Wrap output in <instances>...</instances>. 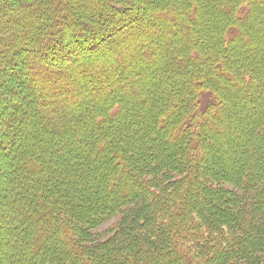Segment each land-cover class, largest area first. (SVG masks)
<instances>
[{
    "label": "trees",
    "instance_id": "obj_1",
    "mask_svg": "<svg viewBox=\"0 0 264 264\" xmlns=\"http://www.w3.org/2000/svg\"><path fill=\"white\" fill-rule=\"evenodd\" d=\"M61 1L0 4V103L4 92L19 98L12 80L23 96L0 114L13 171L0 188V224L11 232L9 210L16 224L13 238L0 236V264H264V253L242 255L261 232L244 223L264 211V0L151 1L186 27L180 39L157 31L169 54L160 67L144 27L114 40L135 21L118 0H89L85 16L75 9L84 1L73 10ZM195 2L204 15L193 21ZM33 12L42 21L22 25ZM99 18L108 27L95 29ZM75 27L113 46L80 62L67 33ZM233 128V155L214 157L213 140ZM223 180L235 189L212 184ZM252 191L254 203L232 211ZM136 201L112 237L85 245L86 226Z\"/></svg>",
    "mask_w": 264,
    "mask_h": 264
},
{
    "label": "rangeland",
    "instance_id": "obj_2",
    "mask_svg": "<svg viewBox=\"0 0 264 264\" xmlns=\"http://www.w3.org/2000/svg\"><path fill=\"white\" fill-rule=\"evenodd\" d=\"M5 1L6 0H0V4L1 3H4ZM9 1L10 0H8V3H9ZM16 1H18V0H16ZM82 1H84L83 4L77 3L76 6H78V5H81V6L79 8H75V9H77V11H78L77 13L81 14L82 16H85V12H87V11L84 8L86 7L87 9H93L95 2L94 3L93 2L92 3L91 2L89 3V0H82ZM118 1H119L120 4H113V5L115 7L121 9L120 12H121L122 15L123 14H127V16H129V17H134L135 18V21L129 23V25H126V26H125V24L124 25L122 24V26L120 24L118 26V28L121 27V29H119L118 32H117V35L119 34V36L116 39H114V40L115 41L116 40L119 41L118 39L123 34L125 36L127 34H132V30L131 29L136 24L140 25L139 28L144 27V29L146 30L145 31V34H144V37H146V35H147L148 38H149L148 39L149 42L151 41L150 44H151V47H152V49L154 51V54H155V56H154V58L156 59L155 61L157 62L159 60L158 61V63H159L158 66L159 67L162 66L161 65V62L162 61L160 59L161 58L167 59L169 57V54L163 53L164 48H162L163 46L161 45L162 40H160L161 38L159 37V33L157 31L160 30V28H163V30H165L167 32L168 36H170V35H172V36L178 35L177 36V39H180V33L181 34H183V32L185 33V28L186 27H185V25H182V26L181 25H178L179 24V17H178L179 14L178 13L176 14L175 12H173L172 10H170V7H168V9H169L168 11L169 12L167 11V8L157 9L158 7H153V4H152L151 1L154 2V0H129V1H126V0H118ZM15 2H13V0H11L10 4L13 3L11 5H14ZM108 2H106V3L109 4ZM155 2H156V0H155ZM62 4L64 5V8H66L67 6L68 7H72V8H69V9H72V10L74 9L73 7L75 6V5H73V1L72 0H69V2H68V0L67 1L66 0H62L61 1V5ZM83 5H85V7ZM113 5H111V3H110V6H113ZM194 9H196L195 14L194 15H191L190 14V15H191L193 21H196L199 18V15H204V14H201L202 13V10H199V9H204V8L199 7L198 6V3H196V7H194ZM111 10H109V11H111ZM34 12L32 14V16H33L32 20L33 21L26 18L25 20H23L22 25L28 26V25L34 23L33 25L35 26L36 20L34 18H37L38 16H37L36 13H35L36 14L35 15ZM109 13L112 14L113 17H116V14L114 13V11L113 12L111 11ZM151 17H153V18H151ZM108 18L109 17H107V19ZM39 19L40 20L37 21V22L42 21L41 18H39ZM149 19H152L150 25L149 24H146V20H149ZM105 20L106 19L102 20V19L99 18V19H97V22H95V25H92V26H94L95 29H98V28L100 29L101 27H100V24L99 23L100 22H101V24L107 23V21H105ZM104 21H105V23H103ZM133 23H134V25H132ZM34 26H33V29H34ZM106 26L108 27V23H107ZM178 26H179V29L177 28ZM190 26L191 25H189V28H190ZM193 26L196 27V24L193 23ZM53 28L55 30V27H53ZM181 28H182V31H181ZM45 29H47V28H45ZM70 29L69 28L67 29L68 35H69V32L72 34V35L70 34L71 36H69L70 37L69 38V42H73L74 41L75 42L74 46L76 45L78 47V49L84 50L80 54L81 56L77 57V60H79L80 62H83L86 59V56L89 53H90L89 55L93 56L94 54L100 53L102 51V49L104 50V48L109 49L108 48V45H109V47L113 46L112 42H109L108 41L109 42L108 43V42H106L105 39H102V40H98L97 41L96 39H92L88 35H81V37H77L78 36V32L77 31L78 30L76 29V27H75V29H76L75 31H71ZM142 30H143V28H142ZM151 30H152V33H151V35H149V32ZM0 31H1V34L4 35L3 36V39H2V41H4V38L7 35V31H5L3 29L0 30ZM154 32H156V33H154ZM31 33H33V30L31 31ZM59 33H60V30H59ZM33 34H35V32ZM65 36L66 35H63L64 40L67 39V37H65ZM154 36H157V37L155 38ZM129 38L130 37H126L125 38V41H129ZM155 43H156V45H155ZM76 46H75V48H76ZM173 46H174L173 43H171V49H170L169 53L170 54H174V56H177L178 53H176V51L173 48ZM3 48H6L5 42H1L0 43V51H1L0 54L5 53V52L2 51ZM3 50L5 51L6 49H3ZM90 50H92V52ZM74 51H72L69 54V56L71 55V58H74V57H72L75 54ZM21 52L22 51H20V53ZM25 53L26 52H22V54H25ZM179 58H181V60H182V57H179ZM6 74L7 73L4 72L1 75V79L3 81H6V78H7V75ZM192 74H194V73H191V75ZM132 78L134 79V77H132ZM10 81H11V79H10ZM12 81H14V80H12ZM12 81H11V83L12 84L14 83V85H11L10 87H12L14 89H17V92H18L17 94L20 95L19 98H21V97L23 98L22 93H21V90L17 86H15L16 83L15 82H12ZM4 95H5V102H4V99H3V103H0V114L7 115V113L9 112V110L11 112V108H12L11 104L13 102L14 103L17 102L19 98L18 97H15L14 95H8L5 92H4ZM7 98L10 99V100L8 101ZM1 111H4V112L1 113ZM2 124H4L3 121L0 122V128H3L1 126ZM9 136H10V134H9ZM235 136L237 137L238 134H237V130H235V128H233L231 130V134L229 133V136L228 137L227 136H221L220 135V137L215 138L213 140L214 141V145H215V143H219L220 145L218 147V150L216 149L217 151H216V153H214V157L216 156V157L222 158V159H223V157H231L233 155V150H236L235 144L238 142V141L235 140V138H234ZM0 139H4L3 142L6 145V142L8 140L6 139V135H5V132L4 131H2V132L0 131ZM210 140L211 139H209V144H211V141ZM5 149H6V147H4L3 150L0 148V188L7 187V184L6 183H7L8 179H9V176H11V174L13 173L12 167H11V165H12L11 164V159H9L10 157L8 155H7L8 157L6 156V154H5V151L6 150ZM12 150L13 149L7 151L9 155H12L11 154L12 153ZM3 151H4V154H3ZM202 151H203V149H202ZM203 156L207 157L206 151H204V155ZM151 177H152L151 175H147L146 174L145 176H142L141 179H142V181H144V179H145V181H150L151 180ZM155 177H157V176H155ZM182 177H185V175H182ZM212 184H214L216 188H219V187L224 188V187H226V188L235 189V188H233L234 186H232L231 184H228L224 180L222 182L221 181L213 182ZM241 188H243V187H241ZM237 191H238V194L239 195H242L243 192H244L241 189L240 190L237 189ZM252 193L253 194L251 195V199H249V201H247V204H245V205H236L235 208H231L232 211H234L233 209H236V210L239 209V210H242V211H246V209L249 208V206L252 203H254V200H255L254 193H256V191L255 192L252 191ZM137 205H139V204L136 201L134 206H133V204H127V206H121V209H120L119 213L117 212V213L113 214V216L109 217L110 219L108 221L102 222L99 225H97L95 227H91V228L86 226L84 229L85 230H88V232L90 233L91 236H89L88 233H86V235H87V237H86L87 244H85V245L87 247H89L90 245H95L97 242H101V241L103 242L104 239H109L110 237H112V234L114 233L115 228H117L119 226V224L121 223V221H122L121 219L123 217L124 210L133 209ZM258 210L259 209H256V211H258ZM5 214H6V217L8 218V222L11 224V226H10L11 232L8 234L9 229H8V231L7 230L4 231V227L1 226L2 224H0V230H2L0 236L1 235L3 236V233H5V234L7 233V237L3 236V241L4 240H10L11 238H13V233L16 231L15 230L16 224L14 223L15 220H14V217H10V215H11L10 210L8 211V213L6 211ZM244 224H246V228H248V230L250 229V231L253 230V228H255L257 226H261V232H257V230L254 231V234H255L254 237H257V238L252 239V240L250 239L251 242H249V245H248L249 246V249L242 251V253H243L242 255L244 257L252 259L250 257V254H254V253H264V211H262V212L258 211L255 214L251 215V217L248 218ZM81 227H82V224H81ZM243 229H244V227H243ZM198 234L204 235L203 231H200V230H199ZM2 236H1V238H2ZM186 240H187L186 242L192 243V246H197L198 244H196V243H199V241L197 240L196 237L187 238ZM3 245H5V247H6L7 244L6 243H2L1 244V247ZM224 261L225 262H222V263L220 262L219 264H229V262L227 263L226 260H224ZM252 262L255 263V264H262L260 261H257V260H254Z\"/></svg>",
    "mask_w": 264,
    "mask_h": 264
}]
</instances>
